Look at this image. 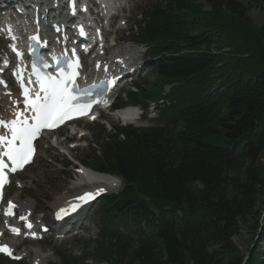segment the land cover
<instances>
[{"label":"trees","instance_id":"trees-1","mask_svg":"<svg viewBox=\"0 0 264 264\" xmlns=\"http://www.w3.org/2000/svg\"><path fill=\"white\" fill-rule=\"evenodd\" d=\"M193 1L155 0L140 24L156 83L178 84L162 127L87 154L95 170L126 181L134 220L153 228L102 245L100 261L243 264L233 238L262 230L264 26L243 3L264 8V0H212L207 11ZM263 246L264 234L246 264H264Z\"/></svg>","mask_w":264,"mask_h":264},{"label":"snow or ice","instance_id":"snow-or-ice-1","mask_svg":"<svg viewBox=\"0 0 264 264\" xmlns=\"http://www.w3.org/2000/svg\"><path fill=\"white\" fill-rule=\"evenodd\" d=\"M8 31L11 32L12 29L9 28ZM81 34H84L82 29ZM12 39L15 40L17 37L13 34ZM32 39L38 43L40 42L38 36H34ZM11 47L13 51H16L14 44ZM32 51L35 52L36 49H32ZM17 55L23 56L19 52H17ZM38 59L44 68L49 67L48 62L43 57H38ZM32 67L36 76V83L39 85L38 89H31L26 86L22 70H17V79L23 89L25 111L15 112L17 118L7 121V123L5 122L6 118H0V129H7V132L0 131V200L3 197L2 189L8 182L5 169H9V164L5 163V158L11 163V172L22 170L26 164L32 162L36 151L34 141L38 140L42 132L46 129H55L67 120L77 116L87 115L92 105L97 102L96 97L91 95V89H101L104 84V82H101V84H93L91 89H81L76 83L77 77L80 75L81 64L79 59L69 62V71L60 68L58 76L41 72L35 63ZM107 83L111 84L114 81ZM0 84H4L7 88L5 82L0 81ZM6 94L11 95L10 92ZM92 119H95V116ZM79 171H83V169H79ZM104 191V188H98L96 194ZM94 198L95 194L92 192H86L84 195L78 196L77 200L81 203L71 204V212H76L84 203H88ZM7 203L9 206L7 214L9 216L15 215L11 209L15 208L16 205L11 201ZM69 214L66 208H61L56 218L62 219L63 216ZM19 219L27 221V217L24 215H21ZM26 227L30 230L33 228V224L27 222ZM44 230L47 231V229ZM11 232L19 235L20 229L12 227ZM29 234L33 237L36 236L34 232ZM0 251L6 252L9 256L13 255L8 245H0Z\"/></svg>","mask_w":264,"mask_h":264},{"label":"rangeland","instance_id":"rangeland-1","mask_svg":"<svg viewBox=\"0 0 264 264\" xmlns=\"http://www.w3.org/2000/svg\"><path fill=\"white\" fill-rule=\"evenodd\" d=\"M209 1H212V0H195L193 2L195 3L194 4L195 6L203 7L202 11H207V10H209V8H208L209 7L208 6ZM214 1H221V0H214ZM131 2H132V5L129 7L130 13L126 17V22H127L126 27H128V28L131 27L132 23H134L136 16L139 13H141L145 9V7H147L148 5L151 4L152 0H132ZM243 4L248 9V17L252 20L254 25L257 28L263 27L264 26V8H259L256 6H254L256 8H252L251 5H249L247 2H245ZM123 23L124 22H122L120 25H122ZM130 30H129V32H130ZM130 35H131V33L128 35L126 32L125 33L121 32V33H118L117 36H118L119 40L121 41L123 39H127V37ZM128 47L131 48L132 44H129ZM216 49H217V45H214L212 47V50L215 51ZM134 50H135V57H141V54L145 51L144 48L141 49L140 47H136V49H134ZM229 51H230L229 48L223 47L221 53H229ZM118 57L121 58L120 55ZM131 57H132V55H131ZM244 58H247V57H244ZM145 60H147V59H145ZM136 82L139 83L138 86H140L141 88L146 87V88H148V90L153 89L154 88V82H156V76L154 74V71L152 73L151 68H150L149 74H147L146 76H143L140 79H138L137 81H135V84H136ZM129 88H131V87L129 86ZM123 92L127 93L126 90H124ZM115 119H116V116H115ZM88 129H90V130L94 129L95 133L97 131V128H95V127L88 128ZM60 140L62 141V139H60ZM89 141H91L93 143L92 137ZM42 144L43 145H41V148L39 151V157H40L39 160L35 163V165H33V167L31 169H29L25 174L21 175L19 180L21 182H25V183L30 182V191H26L27 196H29L28 198L35 200L36 208L40 209L41 213H43V214H40L39 216L40 217L41 216L46 217L45 212L48 210L47 207H48V204L50 203V200L44 199V201H41V200H43V197H44L43 194L45 196L47 194H49L50 196H52L54 194H55V196H58L56 194L65 195L67 192H70L72 194V196L75 195L73 193L74 188L72 190H68L73 185L69 182V180L67 178L64 180L65 183H64V181H62V186L58 187L59 189H54L55 184H57L60 180H63V177L61 176L62 173H59V171L55 170V169H58L56 167V162L61 160L60 156L64 157L66 160H69V161H70V159H73L74 156L79 161H83V160L87 161L88 159L85 157V154L88 152V149L84 150L82 152H78V154L74 153L73 156H69L67 158L65 155H63L61 153L63 151V150H61V148L60 149L51 148L50 143L48 141H46V142L43 141ZM94 148L97 151L100 150V148L95 146V145H94ZM98 154L100 155V153H98ZM60 162H62V161H60ZM88 162H89V164H95L91 160H89ZM42 169H46L47 172H44V173H42V171L40 172V170H42ZM78 177L80 178L81 176L78 175ZM46 181H49V182H46ZM38 183H41L43 186L38 187L39 186ZM63 193H65V194H63ZM36 196H37V198H36ZM53 198H51V201H53ZM50 212H49V214H50ZM261 216H262L261 217L262 230L256 231V230L250 229L249 232H242L233 238L234 244L239 248V251H240V254L242 257H249V254L251 253V251L252 250L254 251L255 246H258L260 244L261 236H262V234H264V210H263ZM97 218H98V216L95 215V219H97ZM92 238H94L96 240L97 237H96V235H94V236H92ZM82 240H84V239H82ZM51 241H56V244L57 243L59 244V241L52 240V239L46 240L45 242H51ZM44 243H41L40 245H30L29 247L40 248L41 250H43L42 248H46ZM76 244L77 243L74 242V240H69L66 243H64V245L62 247L57 248L55 252H57L60 256H63L66 258H68L70 256H76L77 260H78L77 261L78 264H81L80 263V260L82 259L81 256L87 255L89 257H92V260L89 261L88 264H98L96 262V260L93 258V255H92L93 252L89 247L90 243L87 242L88 245L83 246V248H82V245L80 243H78L76 249L73 250V246ZM262 245L263 244H261V246ZM25 247H28V246H25ZM211 250H216V249L213 248ZM49 251H52L51 248L49 249ZM58 254L56 256H58V258H59L60 256ZM260 255H261L260 261H263L264 260V246L262 248ZM54 259L58 264H62L61 259L60 260L56 259V258H54ZM33 261H34V259L32 257H30V258H27L25 261H23L21 263H16V264H33ZM0 264H10V263L0 259Z\"/></svg>","mask_w":264,"mask_h":264},{"label":"bare ground","instance_id":"bare-ground-1","mask_svg":"<svg viewBox=\"0 0 264 264\" xmlns=\"http://www.w3.org/2000/svg\"><path fill=\"white\" fill-rule=\"evenodd\" d=\"M19 31L21 33H23L24 31H26V28L22 27L21 29H19ZM120 53L121 54L115 52L113 55V58H116V57L119 58L118 57L119 55L121 56V58H119V59L131 58V53H132L131 51L127 50L125 52H120ZM2 103H4V102H2ZM6 108H7L6 103L1 104V107H0L1 112H4V110ZM133 114H134L133 112H131V113L125 112V113L118 114V115H116V120H122V121L127 122L128 121L127 119H129V120L132 119ZM57 145L59 147L62 146V145L60 146L59 144H57ZM78 175L81 177L79 178V182L75 185V187L73 189V193L75 195L72 196V194L70 192H67L65 195L54 196L53 201H51V206L53 209H57V208L61 207L62 205L68 203L71 198L79 196L85 190H90L91 188L98 187V184H100V183H106L107 181L109 183L112 182V179H110L108 176L96 174V173L89 171V170H86L84 175H82L81 173H79ZM18 203H19L20 208L22 210L32 209L30 207V205L33 206V204H28V203H23V202H18ZM28 211H31V210H28ZM16 218H19V217L16 216ZM0 228H2V227L0 226ZM12 245L14 247H18V245H19L18 240L17 239L13 240ZM31 253H33L36 256L35 257L36 261L43 259V257H41V255H40V253L36 250L35 251H29V249H26V250H24L22 255L31 254Z\"/></svg>","mask_w":264,"mask_h":264},{"label":"water","instance_id":"water-1","mask_svg":"<svg viewBox=\"0 0 264 264\" xmlns=\"http://www.w3.org/2000/svg\"><path fill=\"white\" fill-rule=\"evenodd\" d=\"M262 224V223H261ZM252 253H253V250L251 251V253L249 254V257H246L245 260H244V263L243 264H246V262L248 261V259L251 258L252 256Z\"/></svg>","mask_w":264,"mask_h":264}]
</instances>
